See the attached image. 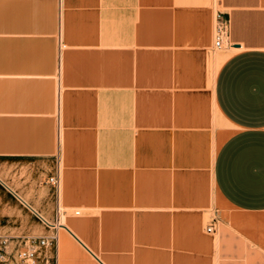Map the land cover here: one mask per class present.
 Masks as SVG:
<instances>
[{"label":"crops","instance_id":"crops-1","mask_svg":"<svg viewBox=\"0 0 264 264\" xmlns=\"http://www.w3.org/2000/svg\"><path fill=\"white\" fill-rule=\"evenodd\" d=\"M0 161L57 264H264V0H0Z\"/></svg>","mask_w":264,"mask_h":264},{"label":"rangeland","instance_id":"rangeland-1","mask_svg":"<svg viewBox=\"0 0 264 264\" xmlns=\"http://www.w3.org/2000/svg\"><path fill=\"white\" fill-rule=\"evenodd\" d=\"M56 163L55 155L52 170L54 172ZM0 175L52 221L60 220L63 215L81 210L80 208L66 209L61 205L58 210V189L47 182L51 173L42 174L40 177L38 168L8 167L2 165L0 161ZM218 204L219 208H226L222 202L219 201ZM43 234H45V224L20 200L18 195L0 181V235L22 239L25 236Z\"/></svg>","mask_w":264,"mask_h":264},{"label":"built area","instance_id":"built-area-1","mask_svg":"<svg viewBox=\"0 0 264 264\" xmlns=\"http://www.w3.org/2000/svg\"><path fill=\"white\" fill-rule=\"evenodd\" d=\"M229 26L230 19L222 13H218L214 27L215 48L219 49L226 45ZM48 181L58 189L59 179L57 174L49 176ZM24 204L29 207L46 226H57L45 220L38 210L32 208L29 204ZM79 212L80 210H76V213ZM214 228L215 226L213 223L207 226L208 231H213ZM56 245L57 232L50 235L25 236L22 239L9 235H0V264H57L55 254Z\"/></svg>","mask_w":264,"mask_h":264},{"label":"bare ground","instance_id":"bare-ground-1","mask_svg":"<svg viewBox=\"0 0 264 264\" xmlns=\"http://www.w3.org/2000/svg\"><path fill=\"white\" fill-rule=\"evenodd\" d=\"M25 171V170H23ZM0 181L11 191H14L18 197L20 198V200L24 203H26L27 205L29 204L32 208L36 209L32 204L29 203V201L27 200V198H25L23 195H21L19 192H17L15 190L14 186H11V184H9L6 180L3 179V177L0 175ZM37 210V209H36ZM39 210V209H38ZM40 212V211H39ZM40 214L43 216V218L45 220H47L48 222H50L51 224H56V225H65V220H64V215L62 216V218L58 221V222H53L47 215L43 214L42 212H40Z\"/></svg>","mask_w":264,"mask_h":264}]
</instances>
